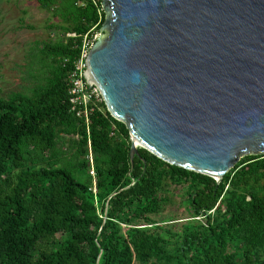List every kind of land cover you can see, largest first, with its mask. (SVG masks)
<instances>
[{
  "label": "trees",
  "instance_id": "1",
  "mask_svg": "<svg viewBox=\"0 0 264 264\" xmlns=\"http://www.w3.org/2000/svg\"><path fill=\"white\" fill-rule=\"evenodd\" d=\"M57 14L75 36L45 46L63 58L52 78L14 103L0 97V264H264V154L245 155L220 182L143 147L132 164L130 131L105 102L89 125L71 109L70 74L85 36L102 30V0H60ZM60 126L91 141L95 188L85 159L28 164L32 148L55 146ZM173 178L186 181L192 213L205 219L183 224L174 251L160 231L170 229L152 217Z\"/></svg>",
  "mask_w": 264,
  "mask_h": 264
},
{
  "label": "water",
  "instance_id": "2",
  "mask_svg": "<svg viewBox=\"0 0 264 264\" xmlns=\"http://www.w3.org/2000/svg\"><path fill=\"white\" fill-rule=\"evenodd\" d=\"M88 76L143 147L220 182L264 154V0H102ZM137 142V143H136Z\"/></svg>",
  "mask_w": 264,
  "mask_h": 264
},
{
  "label": "rangeland",
  "instance_id": "3",
  "mask_svg": "<svg viewBox=\"0 0 264 264\" xmlns=\"http://www.w3.org/2000/svg\"><path fill=\"white\" fill-rule=\"evenodd\" d=\"M60 0H0V97L10 103L16 94L32 96L34 89L48 83L54 70L63 58L54 54H45L47 44L61 45L75 33L67 31V24L58 16ZM84 4V1H81ZM104 37L101 29L93 30L85 36L83 42ZM71 78V76H70ZM102 108V106L100 105ZM105 111V109H104ZM79 117V116H78ZM82 136L67 133L60 126L54 147L41 151L32 148L28 155L30 166L48 165L52 167H70L80 160L90 164L89 172L97 178L94 157L89 158V147L81 142ZM131 140V138H130ZM132 142V140H131ZM244 157V156H243ZM241 157V158H243ZM186 181L178 178L168 179L161 191L162 202L157 214L152 217L170 232L161 229V233L171 240L168 249L174 251L179 243L177 235L184 223H203L204 216H195L186 192ZM214 210V209H213ZM212 210V212H213ZM157 230V226H153ZM65 232L58 233L57 238L65 237ZM193 256V253L190 254Z\"/></svg>",
  "mask_w": 264,
  "mask_h": 264
},
{
  "label": "built area",
  "instance_id": "4",
  "mask_svg": "<svg viewBox=\"0 0 264 264\" xmlns=\"http://www.w3.org/2000/svg\"><path fill=\"white\" fill-rule=\"evenodd\" d=\"M94 41L83 42L80 58L71 72L72 87L70 91V103L72 111L79 117L84 118L89 125L90 115L96 110H101L102 97L95 82L88 76L86 53L91 49ZM89 158L93 162L91 141L89 140Z\"/></svg>",
  "mask_w": 264,
  "mask_h": 264
},
{
  "label": "bare ground",
  "instance_id": "5",
  "mask_svg": "<svg viewBox=\"0 0 264 264\" xmlns=\"http://www.w3.org/2000/svg\"><path fill=\"white\" fill-rule=\"evenodd\" d=\"M137 143V142H136Z\"/></svg>",
  "mask_w": 264,
  "mask_h": 264
}]
</instances>
